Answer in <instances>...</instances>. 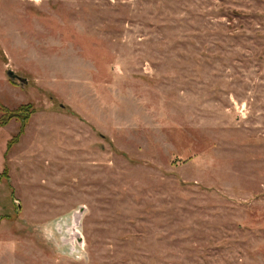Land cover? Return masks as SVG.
Masks as SVG:
<instances>
[{
    "label": "rangeland",
    "instance_id": "1",
    "mask_svg": "<svg viewBox=\"0 0 264 264\" xmlns=\"http://www.w3.org/2000/svg\"><path fill=\"white\" fill-rule=\"evenodd\" d=\"M0 264H264V0H0Z\"/></svg>",
    "mask_w": 264,
    "mask_h": 264
},
{
    "label": "water",
    "instance_id": "2",
    "mask_svg": "<svg viewBox=\"0 0 264 264\" xmlns=\"http://www.w3.org/2000/svg\"><path fill=\"white\" fill-rule=\"evenodd\" d=\"M9 76L12 80H16V79H19L21 81H23L22 79H20L19 77H17L13 72H9ZM78 252V251H77Z\"/></svg>",
    "mask_w": 264,
    "mask_h": 264
}]
</instances>
